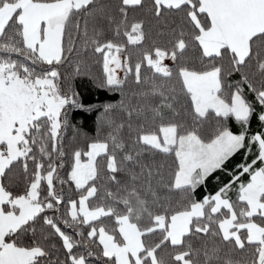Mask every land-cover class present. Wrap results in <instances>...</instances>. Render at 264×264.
<instances>
[{"label": "snow or ice", "instance_id": "obj_1", "mask_svg": "<svg viewBox=\"0 0 264 264\" xmlns=\"http://www.w3.org/2000/svg\"><path fill=\"white\" fill-rule=\"evenodd\" d=\"M82 75L119 99L80 144ZM253 115L264 0H0V264H264Z\"/></svg>", "mask_w": 264, "mask_h": 264}, {"label": "trees", "instance_id": "obj_2", "mask_svg": "<svg viewBox=\"0 0 264 264\" xmlns=\"http://www.w3.org/2000/svg\"><path fill=\"white\" fill-rule=\"evenodd\" d=\"M91 72L96 76L102 75V66L93 65L91 67ZM235 78V76L233 77ZM73 86L79 94V100L84 105H93L94 107L89 111L87 108H72L69 112V119L72 124L79 129V133L76 135V142L83 144L85 143L87 137L94 136L97 130V116L100 114L101 109L95 107V105L103 104L109 101H115L119 99V94L109 91L99 87L98 83L93 80L91 75L78 76L73 80ZM229 127L233 131H240L241 127L239 122L235 119L229 121ZM264 126L261 125L260 121L255 115L252 116L249 122L250 131L262 130ZM73 136V130L69 128L66 133L67 138ZM67 142V141H66ZM244 150H238L236 153L230 157L229 161L226 162L228 167H234L236 163L244 159ZM250 158V157H249ZM223 175L220 171H216L214 174L210 175L208 179V189L211 190L215 187L216 177ZM203 191V189H201Z\"/></svg>", "mask_w": 264, "mask_h": 264}]
</instances>
